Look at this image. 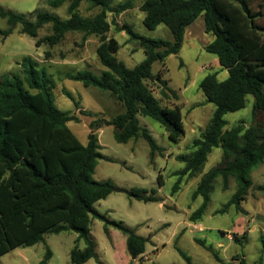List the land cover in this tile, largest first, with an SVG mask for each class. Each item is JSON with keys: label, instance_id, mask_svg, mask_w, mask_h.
I'll return each instance as SVG.
<instances>
[{"label": "trees", "instance_id": "16d2710c", "mask_svg": "<svg viewBox=\"0 0 264 264\" xmlns=\"http://www.w3.org/2000/svg\"><path fill=\"white\" fill-rule=\"evenodd\" d=\"M88 2L91 9L99 12L93 17L81 14L80 6ZM71 0L68 18L51 12H38L31 20L0 6V16L7 20L10 35L18 26L23 34L36 40V46L46 43L51 47L61 43L69 32L83 34L87 41L97 36L100 43L97 56L105 67L100 76L89 70L68 74V78L110 92L124 111L110 119L91 122L88 143L84 145L69 127L79 118L57 108L51 93V78L45 68L26 56L19 63L21 73L0 77V258L20 248L45 242L47 234L72 231L78 236L71 251L74 264H84L98 259L97 244L91 232L94 218L102 220L109 234L115 227L126 237V250L132 259L146 252L150 238L142 237L122 222L110 220L100 214L94 204L114 192L144 202H157L155 192L120 187L111 181L100 182L93 178L99 159L112 161L100 153L98 131L114 126L118 143H128L142 136L150 145L151 160L157 152L162 153L149 129L142 126L140 117H149L160 123L168 138L178 143L185 136L182 110L179 105L165 101L178 99L176 91L168 86L162 74L152 73L153 64L162 63L170 55H177L182 48L187 27L200 15H204L205 31L214 36L204 48L215 54L219 65L227 70L228 78L220 81L216 74L206 75L200 89L215 110L211 120L190 146V151L177 156L185 164L182 176L195 177L202 174L205 162L214 148H221L219 163L202 174L193 198H203L201 206L189 217L197 223L203 217L211 200L216 180L223 179V189L229 180H235L237 189L227 203L218 211L227 212L232 206L242 211L241 204L248 200L252 189L264 191V184L254 187L252 171L264 163V41L248 38L240 24L252 33L264 32L257 23L262 12L253 11L249 0H145L140 10L145 13L143 23L149 29L165 25L172 33V40L152 39L139 34L134 25L125 23L117 31L125 32L130 40H137L145 58L133 69L117 58L121 45L116 37L109 36L111 23L108 14L122 12L132 6V0ZM66 0H49L50 6L61 7ZM52 25V33L39 37L45 25ZM50 56V52H46ZM155 83L161 98L155 94ZM68 96L73 99L72 95ZM248 96H253V122L245 126L243 121L227 128L226 114L246 108ZM74 100V99H73ZM78 105V103L76 102ZM78 107V106H77ZM162 185V175H159ZM182 177L176 182L173 193L180 188ZM237 239V238H236ZM83 240L84 248L78 242ZM202 245H206L203 241ZM212 250V247H207ZM181 255L192 264L183 251ZM51 256L40 264H47ZM217 260L219 257L215 254ZM229 264H246L242 257H234Z\"/></svg>", "mask_w": 264, "mask_h": 264}, {"label": "rangeland", "instance_id": "374dc122", "mask_svg": "<svg viewBox=\"0 0 264 264\" xmlns=\"http://www.w3.org/2000/svg\"><path fill=\"white\" fill-rule=\"evenodd\" d=\"M125 1L127 0H118L114 5L115 9L119 10V4ZM144 1L132 0L130 8L120 13L114 11L108 14L111 23L109 36L116 37L121 45L117 58L130 69L142 62L145 54L137 40H130L125 32L117 31L123 24L134 25L139 34L152 39L172 40V33L165 25H159L155 29L145 26V13L140 10ZM249 2L253 11L262 12L257 23L264 26V0ZM70 3L71 0H66L61 7L54 8L50 6L49 0H0V6L5 10L31 20H35L36 14L41 11L51 12L66 19ZM80 11L85 17H93L99 9H91L88 2L83 1ZM240 27L248 38L264 41V32L252 33L249 27L242 23ZM8 29L7 20L0 16V77L10 73L20 74L19 63L22 59L26 56L34 58L39 63L37 67L45 68L51 78V93L57 108L79 118V122H70L69 127L84 145L88 143L92 121L110 119L124 111L123 106L110 92L86 87L82 82L68 78V74L84 70L100 76L105 70L96 53L100 43L97 36H91L84 41L82 33L69 32L58 45L51 47L44 43L37 47V39L23 34L20 26L5 36L3 33ZM52 32V25L47 24L40 29L39 37ZM213 39L214 36L205 31L202 14L187 27L180 52L170 55L164 63L155 62L152 67V73L162 74L168 86L179 96L178 99L172 98L165 102L171 106L176 103L182 110L185 136L180 142L170 141L165 128L154 119L140 117L143 124L147 123L157 145L163 149L162 153L157 152L151 160L150 145L142 136L128 143H118L114 137V126H105L97 132L101 145L100 153L112 158V161L99 159L93 178L100 182L111 181L128 189L147 190L149 193L154 191L159 201L144 202L125 193L114 192L95 203L94 208L100 214L106 215L110 220L122 222L134 229L138 235L150 238V242L143 256L132 259L126 250L124 234L115 227H109L107 234L105 223L94 218L91 232L97 244L98 259H90L84 264H187L180 251L190 257L192 264H229L234 262L236 255L244 257L246 264H264V219L256 218L258 214L264 215V210L258 206L261 197L264 202V191L252 189L250 198L241 204L242 211L232 206L227 212L219 213L237 189L235 180L231 179L228 189L224 190L223 179L219 177L201 220L194 223L189 219L203 203L201 196L193 198L200 176H182L180 172L185 164L179 161L177 156L188 153L193 140L201 138L215 110L214 104L208 102L200 89L202 79L208 74H216L220 81L228 78V72L219 65L217 56L204 48ZM47 51L50 52L49 57L46 56ZM150 86H154L155 94L161 98L157 85L150 83ZM253 103V96H248L246 108L226 114V128L229 129L240 121H243L245 126L251 125ZM220 157L221 149L214 148L203 169L209 170L220 161ZM159 175H162V185ZM181 177L180 188L173 193V188ZM251 178L255 188L264 184V163L252 171ZM249 228H254V231ZM244 231L246 237L241 243L229 238L231 235L234 239L236 234ZM77 238V234L72 231L47 234L45 242L20 247L5 254L0 258V264H40L46 258L48 249L51 256L47 264H74L71 261V251L77 243ZM78 245L80 248L85 247L83 240H80ZM208 246H211L212 250H209ZM215 254L220 260H217Z\"/></svg>", "mask_w": 264, "mask_h": 264}, {"label": "crops", "instance_id": "0c3cea01", "mask_svg": "<svg viewBox=\"0 0 264 264\" xmlns=\"http://www.w3.org/2000/svg\"><path fill=\"white\" fill-rule=\"evenodd\" d=\"M219 63V62H218ZM164 78V77H163ZM174 105H177L176 103L174 104ZM141 122V121H140ZM141 124H142V126L144 125L147 129H148V125H147V123L145 122L144 124L141 122ZM227 129V128H226ZM221 149V148H220ZM221 158H222V150H221V157H220V160H221ZM220 162V161H219ZM218 162V163H219ZM217 164V163H216ZM215 164V165H216ZM262 165V164H261ZM213 167V166H212ZM208 171V170H207ZM206 170H204L203 169V171H202V174H204L205 172H207ZM202 174H198L197 175V177L196 178H198L199 176H200V178H201V176H202ZM232 179V178H231ZM231 179L229 180V184H230V181H231ZM199 181H200V179H199ZM199 181H198V183H199ZM253 184H254V182H253ZM251 193V192H250ZM250 196V195H249ZM248 198H250V197H248ZM261 199L262 200H259V202H258V206H260V209L261 210H264V202H263V197H261ZM259 218V219H261V220H263L264 219V215H261V214H258V215H256V218ZM256 220V219H255ZM254 221V219H252L251 220V222H253ZM256 223V222H255ZM249 230H252V231H254V228H249ZM246 237V231H244V232H240L239 234H236L235 236H234V239L232 238V236L231 235H229V238L231 239V240H233V241H236V242H238V243H241L242 242V240L244 239ZM237 238V239H236ZM234 257H240L239 255H236V256H234ZM242 258V257H241ZM244 258V257H243ZM245 259V258H244ZM235 263H237L238 261H234Z\"/></svg>", "mask_w": 264, "mask_h": 264}]
</instances>
